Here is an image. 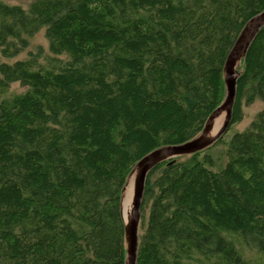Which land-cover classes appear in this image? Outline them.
<instances>
[{
    "label": "trees",
    "instance_id": "16d2710c",
    "mask_svg": "<svg viewBox=\"0 0 264 264\" xmlns=\"http://www.w3.org/2000/svg\"><path fill=\"white\" fill-rule=\"evenodd\" d=\"M26 1L0 0V264H124L132 167L200 133L264 0ZM237 68L227 130L147 173L135 264H264V25Z\"/></svg>",
    "mask_w": 264,
    "mask_h": 264
},
{
    "label": "water",
    "instance_id": "95a60500",
    "mask_svg": "<svg viewBox=\"0 0 264 264\" xmlns=\"http://www.w3.org/2000/svg\"><path fill=\"white\" fill-rule=\"evenodd\" d=\"M264 25V10L251 17L245 24L234 44L232 45L223 65V79L225 84V96L222 102L210 113L200 133L183 143L160 147L144 155L135 164L127 177L122 189L120 215L124 222L125 261L124 264H135L138 243L139 206L141 204L147 173L160 162L169 158L190 154L205 148L214 142L229 127L232 117V109L236 96V81L240 71L238 66L256 36ZM221 119L220 123L217 121ZM133 178V212L125 218L122 214V199Z\"/></svg>",
    "mask_w": 264,
    "mask_h": 264
},
{
    "label": "rangeland",
    "instance_id": "374dc122",
    "mask_svg": "<svg viewBox=\"0 0 264 264\" xmlns=\"http://www.w3.org/2000/svg\"><path fill=\"white\" fill-rule=\"evenodd\" d=\"M3 1L7 3H16V4H21V5H24L27 3L26 0H3ZM33 42L45 46V40L41 33L36 34V36L33 39ZM0 56H1V53H0ZM10 90L20 91L21 88L16 83H14L11 85ZM261 104H262L261 101L257 99L250 104H243L242 105V110H243L242 119L239 121V123L234 124L233 128H231L230 131L235 130V129L244 128L248 124V122L251 120L255 112L261 107ZM122 210L124 211V213H126V209L124 208L123 205H122Z\"/></svg>",
    "mask_w": 264,
    "mask_h": 264
},
{
    "label": "bare ground",
    "instance_id": "6f19581e",
    "mask_svg": "<svg viewBox=\"0 0 264 264\" xmlns=\"http://www.w3.org/2000/svg\"><path fill=\"white\" fill-rule=\"evenodd\" d=\"M221 121V119H219L217 121V124H219ZM164 147V146H162ZM160 148V147H159ZM175 158V157H173ZM173 158H169L167 159L168 161L173 159ZM165 161V160H164ZM138 162V161H137ZM163 162V161H162ZM161 163V162H160ZM135 166V165H134ZM134 166L132 167V169L134 168ZM131 169V171H132ZM130 171V172H131ZM130 174V173H129ZM133 178H134V174L131 176L130 178V181H129V185L123 195V199H122V205L124 206V208L126 209V213H124V211L122 210V214H123V217L125 218L127 215H130L132 212H133V197H132V194H133ZM121 195H122V192L120 194V202H119V206H120V209H121ZM125 261V260H124Z\"/></svg>",
    "mask_w": 264,
    "mask_h": 264
}]
</instances>
